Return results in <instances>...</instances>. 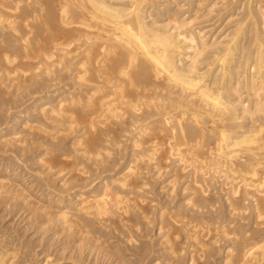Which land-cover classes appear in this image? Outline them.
<instances>
[{"label":"bare ground","instance_id":"6f19581e","mask_svg":"<svg viewBox=\"0 0 264 264\" xmlns=\"http://www.w3.org/2000/svg\"><path fill=\"white\" fill-rule=\"evenodd\" d=\"M212 16L217 18L215 19L216 22L210 25H206L209 23L204 24L203 21L208 20L207 18L212 17ZM213 17L210 18L209 19L210 21L208 20V22L211 23V19L212 20L214 19ZM201 23H203V26L201 25ZM28 71H30V73H33V74H30L28 76L27 75V73H29ZM57 73H59V76L61 75V73H64L63 79H67V81L63 82L64 80L62 79V81L60 80L61 83H55L53 80L56 79L55 75ZM40 76L43 77L42 80H44L45 78L50 80V78L54 77L51 79L52 83L58 84L56 85L53 91L54 93L52 92V94H47V95L39 94V96H36V98L34 97L33 102H31L32 109H33L32 112H35L36 116L39 115L38 118L43 119L41 121L43 123V127H41V130L39 132L40 135L38 134V131L40 128L39 125H38L39 128H37L38 130H35V126H34L35 124H38L36 123L37 120H35L36 122L35 124L33 123L34 124L33 125L32 121L30 120V114L26 113L25 111L23 112L24 109L23 110L21 109L22 111L19 110L20 113L16 114L13 119L10 118L11 113L7 114L5 112V115L6 114L7 116L9 115L8 116L9 120L11 119L12 121L8 122L5 128L0 129V144H2V146L5 145V147H8L9 145L10 147V143H11L13 144L11 145V147L13 148L10 147V149H12L11 152L9 151L10 150L9 148H8L9 150L8 149L4 150V153L5 151H7V153L8 151L9 153H12V151L14 150V143H18L17 145L20 148L22 147L21 150L28 151L27 149L28 147H26L27 145H25V140L22 137L23 136L22 133L24 130L25 132L26 130H28L27 132H30L31 131L30 129L34 127L32 131H34L40 137L42 133L41 131L48 133V130L52 132L51 129L53 128V130L56 129L55 131L57 132L62 131L63 134H65L66 132V135L68 137L70 134L73 135V137L70 136V138H73V140H71L72 144L70 145L71 142L68 143L70 146H73L72 148L73 150H71L73 152V156L72 154L71 156L67 154L69 158L73 157L72 162L75 161V158L77 159V158L83 157V161L78 163V165L79 166L82 165L83 168L86 167V162H88L89 160H92V162H95V163H92L90 161L91 164H94L95 166L98 164L102 166L104 164L105 167L108 168L107 166L109 164H107L106 166V163L108 162L104 161L103 158L106 160L108 159L110 161V158L114 157V155H112L113 153H112L111 146L115 147L118 150L120 149V146L122 144L124 145L126 144L123 140V142L121 141L122 144L120 145V139L119 141L114 139V136L112 135L114 131L113 129H115L117 125H120L121 127L118 126L117 128L119 127L124 128V130L126 131L124 133L125 134L128 133L129 136L131 135L130 138L129 136L128 138L130 140L129 143L131 142V146H132L129 149L132 148L131 149L132 152L131 154H129L130 155L129 158L127 156L128 161L126 162L125 165H122V168L118 172L117 176L113 177V179L110 181L104 180L102 182V186L101 184H99L101 188L96 189V190L95 189L91 191L83 190L84 180H82L81 182L83 185L82 190H81V184H80L79 190L74 189L75 191L65 193V190L63 188H65V186L68 185L70 178L74 177V174L70 176L69 175L70 172L67 173L70 176L68 178L67 177L68 175H66V178L69 181L66 178H64L65 177L64 174L66 173V171H70V170L72 171L71 168H74V166L76 165H74L75 162L74 163L71 162L70 160L71 158L70 159L67 158V160H70L72 164L68 162L69 164H71V165H68L66 163L67 155L65 156L66 162L63 159L58 160L60 158L56 157V159L58 158L57 160L59 161V163L60 161H62V163L65 162L64 164H66V167H63V168H67L68 166H71V167L70 168L68 167L67 170L64 169L65 171L62 168L61 170L59 169V171L56 172L59 175L63 174L64 177L60 178L63 175L59 177L60 178L59 180L62 185V189L60 187L61 189L60 190L58 187L57 189V191H59L57 192L58 197H56L57 196L56 195L55 196L56 198L51 199L53 203L55 201V203H57L58 206H60L59 210H57V208L56 210L53 209L55 207L51 209V211L54 213H51L50 210L48 209L49 207L47 208L44 205V203H42L43 205H40L41 202L39 200L38 201L40 202V204L36 202L37 199L35 200V202L32 201L35 198H32V200L30 199L31 196L33 197V195L32 193L30 194L27 192L29 190L31 191L29 186L34 185L35 182H33V184L29 183L30 185L28 184L29 186H28V191H27L26 182H25L26 184H24V182L21 181L25 185V186H22L23 184L19 182H14V179H13L14 177L12 178L13 175L20 176L19 171H21V168L24 167L23 165H25L26 167L28 166L30 170L29 165H32L34 161L29 162L31 164L28 165L27 158L29 157L26 158L28 153L26 151L24 153H27V154H22L23 152L19 153L21 156L26 155L24 159L25 160L27 159L26 161L27 163L25 162L24 159H22L23 156L21 157L19 156V154H16L18 151L16 153L14 151L12 155L11 154L7 155L6 153H5L6 154L5 156L0 155L1 157H3L2 160L0 161L1 163L3 162V164L0 163V195L9 199L6 201L13 203L12 200H14L15 203L17 202L21 207L32 210L33 214H36L34 212H40L42 214V218L44 216V218H46L48 222L49 220H51L56 224V227L59 233H63L65 237L69 236V238H71L70 236H73L75 238V241H74L75 243L73 244H76L79 248L83 250L84 249L86 250V248H89L90 250L95 249V252H96V249L102 250V248L103 249L105 248L103 246H106L108 243L106 244V241H102V237H103L102 230L103 229L106 230L109 228L108 223L112 220L113 216H116V214H118V212L121 213L123 218L125 217L127 210H129V207L128 208L126 207V210H123L126 204L124 205V207L120 206V204L123 205V203L127 202L126 199H128L127 197H129V194L128 196H126L127 194L125 195L126 196V199H124L125 202H123L124 200H123L122 194L126 193L125 190L128 188L129 185L130 186L131 184L133 185V183H131L132 182L131 180L135 178L137 175L140 176V173H142L140 169L141 170L147 169L145 167L146 164H147L146 166L150 164L152 165V167L154 166V169H157L156 170L157 172L155 170H152L155 172V175L157 174L156 176L152 177V181L154 180L153 182L154 184H152L151 182L148 183V185L151 183L152 186L157 188L156 185H159L157 183L163 181V178L164 180L166 179V177H163L162 179L160 178L161 181L158 179L159 181L158 182L156 181V185H155L154 177L159 178L161 177V175L164 176V173H165L164 170H166V167L165 168L162 167V163L164 161L168 163L169 161L170 163L174 162L175 165L174 164L173 165L174 167L176 166V168H171L169 167V164L166 163L168 164L166 165L168 166L167 167L168 169L170 168L173 169L172 173L170 172L171 175L169 176V178H167L170 180L167 181L166 179V182H167L166 184L167 185L172 184V187L169 185L170 186L169 188L174 189V187L177 186L178 181L181 182L180 179L182 178L184 179L186 177L185 179L187 180L182 179L184 182V185H183V189L181 188L183 191V192L181 191V193L183 194L181 195V193H179V195L181 196H183L184 194L187 195V193L189 192L188 195L185 197L186 199L185 198L183 199V201L186 200L187 204L186 203H183V204H186L185 206L187 205L193 206L191 207V209H194V207L199 208L197 210L195 209V212L194 210L193 212L191 211L192 214L196 213V211L197 212L199 210L201 211V209L205 206L207 207V208L205 207V209L209 210L210 213L212 212V208L210 210V207L213 204L212 197L215 196L216 194L214 192L215 189H213V186L216 187L215 182L219 183L221 181L220 183L222 185L219 183L222 187L221 190L224 189L226 190L225 193H227V196L224 194V197H225L224 199L225 200L227 199V201L229 202V207L227 205H226L227 207L224 205L226 208L231 207V211H233L234 213L236 210L240 208L247 209V206L245 207L242 205V201H244L242 199V195L246 199H249V197L251 196L252 198H254L253 200H251V204H253V208L255 212L254 214L256 216L253 214V212L249 208L248 210L252 213V217L254 215L253 218L256 217L255 220L263 217L262 215L264 213L263 211L264 210V0H0V86L4 88L6 92H9L10 90H14V93L15 92L18 93L20 90H22V88L27 89V86H29L28 83L31 85L30 87H33L32 84L34 83L35 85L39 83L38 81L37 83L36 82L32 83L33 81L32 79L37 78V80H39L38 78ZM56 77L58 76L56 75ZM60 77L62 78V75ZM45 81L43 82V84L46 83ZM51 81L47 82L48 85H49V82ZM43 84H42V88H45L47 84H45L44 87H43ZM54 84H51L50 87L46 86L48 87L49 91L53 90V89L51 90V87ZM37 86L38 85H36V87ZM39 90H40V87H39ZM43 91L45 92V90ZM19 94H22V93H18V95ZM30 94L31 93L26 94V95H29L30 97V98L28 97V101L30 99L31 100L33 99L31 98ZM17 97L14 100V102L17 100ZM11 98H14V95ZM19 101L18 103H20ZM22 102H21V105H25L28 103L26 102L25 104L24 103L22 104ZM1 103L0 104L2 106L0 105V107H1V110L3 111L5 107L3 109L2 107L3 105L6 106V104H3V101ZM12 103L10 102L9 104H12ZM28 105L31 106V104H28ZM30 106H27V107H30ZM14 107L12 109H14ZM18 107L19 106H16V108ZM8 109L6 110L5 108L7 112H9ZM25 110L27 109L25 108ZM2 115H0V118ZM5 118H3L4 121L7 120V118L6 119ZM1 124L3 123H0V127L2 126ZM17 125H20V128L22 127L21 129L24 128V130L22 132L19 131L21 129H18L19 126L17 128L16 127ZM32 131H31V134L33 135L34 132ZM118 131L120 133V131L122 132L123 129L121 130L118 129ZM118 131H117V134H118ZM44 132L42 133V135L44 134ZM52 133H50L52 136H49V137L50 139L52 137L54 140L55 138H57L59 133L57 134V136H55V134L53 135ZM114 133H116V131ZM124 133L120 137L125 136ZM36 134L34 135L36 136ZM60 134L63 135L62 133ZM38 135L36 136V139L39 138ZM45 135L46 134H44L43 136ZM26 136H24V138ZM67 136H65L64 139H66ZM40 138L39 140L37 139L38 141H40L39 145L42 143ZM25 139L27 140V138ZM42 139L44 140L45 138L43 137ZM60 139H62V136ZM30 140H31L30 144L33 146L34 151L35 152L38 151L39 149L38 150L35 149L36 145H37L36 148H39L38 141L35 140V144H34L35 146H34L33 145L34 141L32 142V140H34V137L33 138L30 137ZM53 140H50L48 142L51 145L53 143L56 145L59 144L57 143L56 140H55L56 143ZM51 141H53V143ZM63 141H66V140L62 139V142ZM21 143H24L23 146L25 145L24 148L26 149H24L22 145H19ZM43 143H45V140ZM43 143H42V146H43ZM31 145H30V148H32ZM51 145L49 147L53 148L54 146L52 147ZM44 146H46V143L44 144ZM44 146H43V150L41 151V153H39L38 158L35 161L36 164L37 162L38 164L40 163L39 165L41 166L39 165L37 166L42 168V169L40 168L37 171V174L39 176H42L43 174L45 175L47 172L45 171L46 169L47 170L49 169L48 170L49 172L52 170L50 168L52 167L54 168L53 164L50 163L51 164L50 165L49 163H46L48 161L47 159H45L48 157L47 155L51 151V148L49 149L48 146L47 147H44ZM5 147L3 146L1 148L4 149ZM15 147H17L16 144H15ZM62 147L63 146L61 144L59 148L61 149ZM20 148H17V149L19 150ZM55 148H58V147H55ZM121 150L122 148L120 149V151L119 150L118 151L121 152ZM31 151L33 152V150ZM63 151L64 152H61L62 154L60 153L59 155L55 149L54 150L55 156L58 154L60 157L61 155L64 156L63 153H68V151L65 152L66 150H63ZM119 152H117V154ZM50 154H52V152ZM117 154L116 156H118ZM126 155H127V152H126ZM55 156H52V158L54 159ZM116 156L114 157V159L118 158L121 155H119L118 157ZM49 157H48V160L50 161ZM122 157H124V154ZM11 160L13 161L12 163H11ZM55 160L54 162L57 161ZM115 161L113 162L114 164H115ZM20 162L22 163L20 164ZM119 162H116V163H119ZM56 163H54V165H57ZM60 165L62 164L60 163ZM78 165L76 167L77 169L75 168L76 170L73 169L77 171L76 175L80 173V171L78 172V168H79ZM150 165L148 167H150ZM171 165L172 164H170V166ZM57 167L61 168V166L59 165ZM105 167H102V169ZM143 167H145V169ZM161 168H163V171H162L164 172L163 174H161L162 173L160 171ZM31 169H32V166H31ZM54 169L56 171L57 168H54ZM113 169H115V167H113ZM118 169L116 168V170ZM150 169L149 170L147 169L149 173L151 171ZM55 171L53 172L55 173ZM167 171L169 172L171 170H167ZM167 171L166 173H168ZM103 172L105 173L107 171H103ZM111 172H113V170ZM148 172L146 173L148 174ZM52 173L50 174L49 172V175H53ZM72 173H74V171ZM81 173L83 174L85 172L83 171ZM81 173L80 175H82ZM29 175H31V173ZM59 175H57V178ZM87 175L88 173L87 174L85 173V175L83 174V177L85 179V176H86L88 180ZM95 175H93L95 179L93 178L92 183H94L96 179H97L96 181L100 180V179L98 180L99 177L96 178V176H99V175H96V176ZM149 175L150 174H148V176ZM31 176H34V174ZM36 176L33 177V180L34 178L37 180ZM22 177L23 176H21V178ZM54 177L55 178H53V180H55L58 183L57 181L58 179L56 180V176ZM78 178L82 179V177L80 178V176L77 177V179ZM208 178L210 179L209 182H208ZM49 179H51L52 181V178H49ZM49 179L48 177L47 179L45 177V180L49 181ZM108 179H111V178H108ZM137 179L140 180V178H137ZM38 180H39V183L42 184L40 182L41 179H38ZM89 180H91V178H89ZM142 181L140 180L137 182L141 184ZM211 181H214V182L212 183ZM191 182L193 183V185L191 184ZM46 183H47L46 190L48 189L50 190V191L48 190L49 193L47 194V199H48L50 194L56 191V187H53V185H51V182L48 183L46 181ZM73 183L76 184L77 180L76 182L73 181ZM73 183H70L69 185L71 186ZM89 183L85 185V187L88 185H91V182ZM162 184L165 185V183H162ZM210 184L211 185L213 184V186H211ZM142 185H145L143 186L144 188H146L147 186L145 182L144 184L142 183L140 187H142ZM180 185L182 184H179L178 186L180 187ZM79 186L77 185L76 187L79 188ZM149 186H147V188H149ZM209 186L214 190L212 192H214L215 194H212V192H210ZM34 187L32 189H34ZM131 187L134 189L135 187H137V185L131 186ZM140 187H137V190H135V193L132 191L131 194L133 195L134 193L135 195H137L138 193H140L139 192ZM66 188H69V187H66ZM129 188L128 190H126L128 193H130L131 190H133L131 189L129 192ZM160 188H159L158 193L160 191L162 193H165L163 191H165L166 189L160 190ZM71 189L73 190V188ZM121 189L123 190L125 189L123 193H120L122 192ZM178 189L173 190V194H171V196L173 195L174 197L177 194L176 192H179V191H176ZM190 189L192 191H188ZM36 190L38 189H35V191ZM149 190H152V192H156V191H153L155 190L153 189V187L152 189H149ZM207 190H209V192L213 195L212 197L210 194H208ZM142 191H144V194H145V195L143 194L144 196L148 195V192H146L147 194L145 193V191H147L146 189L145 190L143 189ZM170 191L171 190H169L168 192V190H166V193H170ZM174 191L176 193L175 195H174ZM185 191L187 192L185 193ZM152 192L149 191V193H152ZM206 192L211 198L206 195ZM216 192H217V189H216ZM41 193H44L41 195L46 194L45 190L44 192L42 191ZM166 193L164 195L165 197H162L161 194H159V196L164 199L168 196L167 198L169 200H172L170 199L171 197L170 194H167L166 196ZM218 193H220L219 190H218ZM135 195L133 196V198H129L128 200L131 201L132 199V201L134 202L135 198L137 197V196L135 197ZM156 195H155V198H156ZM179 195L176 197L179 198ZM222 195L223 194H221L220 196ZM149 196H146V199L144 197L142 201L148 200L147 198H149ZM220 196L218 195L217 198L213 197V199L216 200ZM44 197L43 199H45ZM152 197H153V194H152ZM2 198L0 200H2ZM5 198L3 199L5 200ZM41 198L40 200H42ZM140 198L142 199V197H139V199ZM168 199H166L167 203H168L167 201ZM137 200L138 198H136V201ZM155 200H151L150 198V201L154 202ZM159 200L160 199H158V201ZM215 200L214 202L216 203L217 200L216 201ZM220 200H222L221 197H220ZM49 201L50 200H48V202ZM181 201L182 200H180V202ZM133 202H130L129 204H132ZM146 202L148 203L149 201H146ZM161 202L159 204H161ZM173 202H176L175 199L171 202L169 201L170 205ZM228 202L226 203L228 204ZM152 203L151 204L149 203V204L152 205ZM169 203L168 205H166V203L165 204L163 203V204L169 207ZM6 204L7 203H5V205ZM8 204H7V207L10 205ZM136 204L137 203H135V205ZM181 204L182 203H178L177 205L180 206ZM142 205L143 204H141V206ZM153 205L156 206V204L154 203ZM173 205L174 203L172 204V206ZM182 206L180 208H177L176 206H174V208H172L169 211L171 213L170 216L174 215L171 211L174 212L173 209H175L176 215L174 216L176 217L178 216L179 218L184 217L182 216L184 214L183 211L184 212L186 211L187 213L188 210L190 209L185 208L186 210L182 209L183 210L182 211L181 210ZM217 206L218 205L216 204V207L215 206L214 207L217 209ZM220 206L223 207V205H220ZM12 207L14 206H11V208ZM21 207L20 208L18 207V208L22 209ZM146 207L145 208L143 207V208L145 210L149 208V207L147 208ZM151 207L153 209L155 208L154 206H151ZM157 207L160 210V207L159 206ZM175 207L177 208V210L180 209L182 211V214L180 213V211L177 212ZM188 207L189 206H187V208ZM15 208H17V205ZM133 208L131 209L133 210ZM140 208L141 207L139 206V209ZM143 208H141L143 210L142 212L149 214L150 208L146 211H144ZM153 209L151 210L153 211ZM164 209H167V208H164ZM164 209L162 208L161 212L158 211L160 215L157 213V215L155 216V217L159 216L160 220L156 218L157 220L160 221V222L157 221L158 223H160V224H157L158 234H162V238H163L162 241L159 243V246L161 244L162 246L161 249L164 251L163 253L165 254L166 252L169 255V258H171L170 260L174 259L175 261L176 259L178 260V254L174 250L175 249L177 250V248L180 250L179 248L180 245L177 244L179 245L178 247L176 245L177 248H175V246L174 248H172L173 247L172 244L176 242V240L171 241V239H174L176 235L174 236V238H171L169 237V235L170 236L172 235L170 230H164V227L166 225L165 226L162 225L163 219L164 220L167 219V218H164L165 211H166V210L164 211ZM30 210L29 212H31ZM53 210H55L56 212ZM228 210L230 211V209ZM200 211L199 213H201ZM205 211H203V214H205L204 213ZM229 211H226V212H229ZM132 212L128 213V216H130L129 214L132 215ZM135 212L136 213L139 212L138 209L136 211L134 210L133 215L135 214ZM233 212H229V213L232 214ZM245 212H247V210H245ZM248 212L246 215L247 219L251 218L250 216L248 217V214H249ZM124 213L125 215H123ZM144 213L141 216L139 215L140 217H142V218H139V221L140 219L141 220L143 219L144 222L143 221L141 222L151 223L152 219L155 218L153 215L154 211L153 213L151 212V214H149L153 216L152 219H150V216L148 217V215ZM199 213L198 215L194 214V216L191 213L190 214L188 213V214L190 215V217L192 216L194 218L195 216H199L200 215ZM138 214H140V212ZM215 214H218V213L215 212L214 215ZM230 214H228V216H230ZM235 214L240 215L238 214V212ZM235 214L234 215L232 214V215L235 217ZM241 214L244 215V213H241ZM30 215H28L29 218H30ZM207 215L208 213H206V216ZM220 215L218 216L221 217ZM33 216L31 218L36 217L35 219H37V216H34V217ZM137 216L138 215L136 214L135 216H132L131 219ZM186 217L188 218L189 216L185 215L184 219ZM219 217L215 216V219ZM126 218H127L126 220H128L129 217L126 216ZM191 218L190 219L188 218V219L191 221L192 220ZM224 218L226 219L225 221L227 222L228 221L227 217H223V222H224ZM108 219L110 221H107ZM117 219L119 220V217H117ZM172 219L174 220L176 218L174 217ZM201 219H203L202 215H201V218H199L200 220L199 223L201 222ZM215 219H213V221ZM228 219L230 220L229 217ZM238 219H240V216H238ZM113 220L116 221L115 219ZM122 220H123V224L126 223L124 222L125 218ZM196 220H198V218ZM167 221L165 220V222ZM169 221L171 222V219ZM203 221L205 222V220ZM206 221H208L207 223H210L212 221V217H211V220L208 218V220ZM242 221H244V219ZM246 221L245 223L248 222ZM39 222L40 221H38V223ZM129 222L131 223V221ZM184 222H185L184 225L187 224L188 229H189L190 224L188 225L186 221H183L182 223ZM195 222L198 223V221H195ZM229 222L230 221H228V224H229L228 227H230L231 223H234L232 221L231 223ZM256 222L257 220L253 222L254 225L261 224L262 222L264 223V221L260 223L259 222L256 223ZM41 223H43L44 225V222L41 221ZM112 223L110 224L112 225ZM127 223L126 225L129 226V229H130V223L129 225ZM172 223L174 222H171V224ZM178 223H177L178 226L174 225L175 223L173 224L175 227L171 226L170 224L171 228L174 227L176 229L175 232H178V228L181 227V225ZM217 223L219 227L220 225L219 223H221V221L220 222L218 221ZM241 223L239 220V223H237V225L238 224L240 225ZM245 223L244 224L242 223L243 226H245ZM263 223H262V227H264ZM138 224H141V223L139 222L137 223V225L136 224L134 225L138 226ZM201 224L200 225L197 224V228H199V226L204 227L206 225V224L204 225H201ZM242 224L241 226L238 225L239 228L242 227ZM252 224H250L249 222V226H251ZM118 225L120 224L118 223L117 226ZM167 225L169 226V223ZM208 225H211V226L206 225L208 228L212 227V223ZM221 225H224V224H221ZM141 226L142 225H140V227ZM146 226L148 228L149 225L146 224ZM176 226L178 228H176ZM187 226L185 228H187ZM206 226L204 227L205 229L207 228ZM215 226L213 228L217 229L218 227L216 228ZM231 226L236 227V225H231ZM39 227L41 228L42 226H39ZM119 227H122V225ZM133 227L134 226H132L131 228ZM144 227H142L141 230H143ZM235 227L232 228L233 232L232 230L228 231L227 227H226L227 231H225L226 228L225 230L223 228L224 233H221V235L224 234V236L222 235V237H224V240L226 238L231 241L232 235L230 237V234L231 232L235 234L234 232ZM262 227H257V228H259V230L261 228L262 230L263 229ZM182 228H183V224H182L180 231L182 230L184 232L183 230L184 228L183 229ZM220 228L222 230V227ZM239 228H238V231H239ZM246 228L247 227H245V229ZM120 229L122 230V228ZM201 229H198L197 231H195V229L193 228L192 230L190 229L191 230L190 234L189 233L187 234V232L186 234L189 235L190 239L193 240L192 242H196L199 244L200 240L201 242L203 240L201 239L202 237L198 238V235L200 232L199 230ZM215 229L211 231L216 232L217 230ZM245 229L242 228V230H245ZM250 229L253 230L254 232V229H252V227ZM3 230L5 229L3 228ZM136 230L138 229L135 228V232H137L138 234L140 229L138 231ZM145 230H146V227H145ZM145 230L143 231L145 232ZM172 230L173 228L171 229V231ZM204 230L201 232L206 234ZM106 231L108 232V230ZM128 231L129 230L127 228V232ZM211 231L208 230L207 232L209 233H207L206 235L212 233ZM235 231H236V234H238L237 230ZM249 231L247 232L249 233ZM6 232H9V231H6ZM111 232H113V230ZM240 232L242 231H239V233ZM259 232H258V235H259ZM118 233H121V231ZM202 233L200 236L203 235ZM250 233L252 234V231ZM0 234H2L1 236L5 235V233L3 234V232ZM10 234L8 233L9 238H10ZM107 234H106L107 236L106 238L108 239L109 236ZM126 234L125 236H127ZM134 234L136 235V233ZM186 234H184V236ZM255 234L253 235L257 236L256 228H255ZM146 235H149V233ZM146 235L145 236L143 235L144 238L147 237ZM187 235L185 236V238L187 237ZM217 235H219L218 232H217ZM241 235H238V236L242 237ZM244 235L242 237L243 239L239 241L240 246L237 240L240 238L237 237V235H236V239L234 235L233 241L235 242L236 240V244L238 243L237 244L238 246L234 245L235 243L233 241H232L233 245L230 244V245L224 246V250H223L224 254L222 255V253L221 254L219 253L221 256L219 259H222L221 264H264V235H262L261 233L259 237L257 236L258 238H253L252 237L253 235H251L252 238L249 237L250 235H245V236ZM158 236L159 235H156L155 237H158ZM179 236H176L177 242H178ZM207 237L209 238L211 236L208 235ZM140 238H143V237L140 236L139 239ZM205 238H204V241H205L204 244L206 243V246H204L203 249L207 247V244L209 243L208 241L210 239L212 240L213 237L210 238L209 240H206ZM125 239L127 240V238ZM10 240L13 241L14 237H11ZM10 240L8 241L11 242ZM19 240H18V243H19ZM71 240L73 242V239ZM104 240H105V237H104ZM130 240L129 242L131 243L132 240L131 241ZM182 240L183 239H180V241ZM211 240H210V243L212 242ZM218 240H217V243H218ZM189 241H190V244H192L191 240H187L188 243ZM13 242L12 244L14 245V243H16L17 241L14 243ZM58 242H60V240ZM143 242L141 244H143ZM215 242L216 240L213 243ZM220 242L222 243L223 241H220ZM6 243L3 242L2 238L0 239V264H21L23 261L19 262L18 260L20 258L27 259L26 263L24 264H29L30 262L32 263L33 259L31 261L30 258H27V256L25 258L23 257L24 255H29L30 253L32 254L33 252L30 251L29 254L28 252L27 254H22L23 256L21 257L19 256L18 257L19 259L17 260L16 259L17 250L15 251V249L10 248L11 243L10 244L8 243L9 244V245L7 244L8 246L6 245ZM217 243H215L216 246H217ZM67 244L69 245L68 242ZM125 244L124 246H126ZM202 244L203 243H200L201 246ZM27 245H30V244H27ZM134 245L135 244H133L131 247L133 248ZM223 245L224 244L222 243V246ZM17 246L21 247L22 245H15L14 248H16ZM154 246L155 245H153L152 247L154 248ZM156 246H158V244ZM185 246L188 247L187 245ZM201 246L200 248L202 249ZM222 246L220 247L223 248ZM193 247H196V245ZM116 248H119V247H116ZM137 248H138V245H137ZM137 248H134V249H137ZM181 248H184V247H181ZM89 249H87V251ZM145 249L147 250V247ZM108 250H111V249L108 248ZM108 250H106V252ZM187 250L190 251V249H187ZM200 250L199 251L196 250L193 253L189 252V253H192L191 256H189L190 255L189 253H186L187 255L189 254L188 256L190 258H187V259H190V261L192 262V263L190 262L191 264L196 263L194 262V260L196 261L197 257H195L194 259V253L196 254L197 251L200 252ZM207 250H209V248ZM21 251L22 253H24L23 251H25V249L24 250L21 249ZM59 251H60L59 254H61V250ZM124 251L126 250L124 249ZM147 251H149V249ZM150 251L152 250L150 249ZM212 251L213 250H211V252ZM116 252H118L120 255L122 251L121 249H119ZM140 252L143 254V252L145 251L143 252L140 251ZM140 252L137 251V253H140ZM160 252L161 250H159L157 254L155 253L156 256H159ZM204 252L205 251L200 252L202 253L201 256L203 257L205 255ZM211 252L209 253L211 254ZM214 252L211 255L208 254L209 259H210V256L214 254ZM137 253H135V255ZM175 253L177 254V256ZM90 254L92 255V253ZM95 254H100V251L99 253L97 252ZM114 254L115 252L113 253V255ZM215 254L217 255V252ZM32 255H33L32 257H34L37 254L33 253ZM62 255L64 257L63 253ZM181 255L179 256L181 257ZM129 256L130 255H128L124 259V261H126L127 258H129ZM138 256H140L139 258H141V254ZM201 256L200 257L198 256L199 259L201 258ZM218 256L219 255L215 257H218ZM167 257L168 256H166V258ZM180 257H179V260H180ZM185 257L186 256L184 255V258ZM78 258H82V257L79 256ZM169 258H168V262H170ZM50 259L51 258H47V259L45 258L44 260L45 262L42 264H50L52 261ZM68 259L69 258H67V261ZM151 259L152 258H150L149 260ZM209 259H206V260H209ZM72 260L73 262L74 261L76 262V260L79 261V259L77 258L76 260L75 258ZM202 260L205 261L204 258L201 259L202 263L204 262ZM138 261L139 260H137V262ZM143 261H145V259ZM174 261H171L170 264H176ZM130 262L128 261V264ZM182 262H179V263L182 264ZM57 263L66 264V263H62L59 261ZM123 263L124 262L122 261V264ZM138 263L140 264V262ZM146 264H148V262ZM157 264H159V262Z\"/></svg>","mask_w":264,"mask_h":264},{"label":"rangeland","instance_id":"374dc122","mask_svg":"<svg viewBox=\"0 0 264 264\" xmlns=\"http://www.w3.org/2000/svg\"><path fill=\"white\" fill-rule=\"evenodd\" d=\"M212 17H213V16H212ZM212 17H208L207 19L209 20V19L212 18ZM213 18H214L213 20L211 19V23L208 22V20H204V21H203L204 24L209 23V24H206V25H210V24H213L214 22H216L215 19H217V18H215V17H213ZM205 19H206V18H205ZM202 20H203V19H202ZM202 20H201V22H202ZM209 21H210V20H209ZM212 21H213V22H212ZM201 25L203 26V23H201ZM28 72H29V73H27L28 76H29L30 74H33V73H30V71H28ZM56 75H57L58 77H56ZM56 75H55V78H56L57 81H59V82H57L56 79L53 80V81H54L55 83H61V81H62V79H63V76H64V73H61L62 78L60 77L61 75L59 76V73H57ZM52 78H54V77H52ZM52 78H50V80L45 78L46 81H45V79L42 80L43 77H41V76L38 78L39 80H37V78L32 79V80H33L32 83H34V82L37 83V81L39 82V83L36 84V85H38V86L36 87L35 83H34V84L31 83V84L33 85V87H30L31 85L28 83L29 86H27V89H26V88H22V90H20V91L18 92V93H22V94H19V95H18L17 92L14 93V90H10V91H9L10 93H9V92H6V91L4 90V88H2V87L0 86V98H1V97L3 98V99H2V98L0 99V100H1L0 103L3 101V104H6V106L9 107V109H8V107H6V106H4V105H3V107H2V109H3L4 107L6 108V110L8 109L9 112H7V111L5 110V108H4L5 111L3 110V111H4V112H3V111L1 110V107H0V115L3 114V115L1 116V118H2V119L5 118V117L7 118V120H5L6 122L4 121V119H3V121H2V119L0 118V119H1L0 123H3V124H4V125L1 124L2 126L0 127V129H1V128H5V127H6V124H7L8 122L12 121L11 119H13V118L15 117L16 114H19L20 111H22V110L24 109L23 112L25 111L26 113H29V114H30V120L32 121V124H33V123L35 124V122H36L35 120H37L36 123H38V124H35V125L33 124V125L35 126V130H38L37 128L40 127V128H39V131H38V134L40 135L39 132H40V130H41V127H43V123H42L41 121H42L43 119H42V118H38L39 115L36 116V115H35V112H32L33 109H32V103H31V102H33L34 97L36 98V96H39V94H40V95L52 94V92L54 91L56 85H58V84H54V83H52V81H51ZM58 78H59V79H58ZM40 79H41V81H40ZM34 80H35V81H34ZM47 80H48V81H51V82H49V85H48V83H47V82H48ZM60 80H61V81H60ZM63 80H64L63 82L67 81V79H63ZM44 81H45L46 83L43 84ZM41 83L43 84V87H44L45 84H47L46 86H49V87L51 86V84H54V85H52V87H51V90H52V89H53V90H52V91H49L48 87H46V86H45L46 89H45V88H42V84H41ZM39 84H41V85H39ZM3 86H4V85H3ZM34 87H36V88H38V89H36V88H34ZM39 87H40V90H39ZM31 88H32V89H31ZM12 89H13V88H12ZM23 89H24V90H23ZM36 90H37L38 92H37ZM43 90H45V92H44ZM11 91H13V92H11ZM22 91H24V92H22ZM25 91H26V92H25ZM35 91H36V92H35ZM41 91H43V92H41ZM48 91H49L50 93H49ZM5 92H6V93H5ZM39 92H40V93H39ZM8 93H9V95H8ZM11 93L14 95V98H11V97H13V95H12ZM16 93H17V94H16ZM29 93H31L30 96H31V98H33V99H32V100L30 99V100L28 101V97H29V95H26V94H29ZM53 93H54V92H53ZM23 94H24V95H23ZM6 95H7V96H6ZM17 95H18L19 98L17 97ZM26 96H27V97H26ZM5 97H7L8 99L5 98ZM16 97H17V100L14 102V100L16 99ZM29 98H30V97H29ZM11 99H12V100H11ZM20 99H21L23 102H22ZM4 100H5V101H4ZM19 100H20V101H19ZM25 100H26V101H25ZM7 101H9V102H7ZM12 101H13V103H15V104H13ZM18 101H19L20 103H18ZM4 102H5V103H4ZM10 102H11L12 104H9ZM16 102H17L18 105L16 104ZM21 102H22V104H23V103L25 104L26 102H28V103L25 104V105H26V107H25V105H21ZM1 104H2V103H1ZM1 104H0V105H1ZM28 104H31V106L28 105ZM11 105H12V107H11ZM1 106H2V105H1ZM14 106H15V107H14ZM16 106H19V107H18L19 109L16 108ZM21 106H22V107L24 106V107L22 108ZM27 106H30V107H27ZM13 107H14V109H12ZM15 108H16V109H15ZM25 108H26L27 110H25ZM29 108H30L31 110H30ZM21 109H22V110H21ZM19 110H20V111H19ZM28 110H29L30 112H29ZM1 112H2V114H1ZM5 112H6L7 114L11 113V115H10V116H11V117H10L11 119H10V120H9V117H8L9 115H8V116H7V114L5 115ZM33 113H34V114H33ZM31 114H33V115H31ZM12 115H13V116H12ZM34 115H35L36 117H35ZM31 117H32V118H31ZM33 117H34V118H33ZM6 118H5V119H6ZM38 121H39L40 123H39ZM33 125H32V126H33ZM38 125H39V127H38ZM18 126H19V128H18ZM118 126H120V125H117V127H118ZM16 127H17L18 129H21V128H22V127L20 128V125H17ZM115 127H116V126H115ZM117 127L115 128L116 130L113 129L114 131H113V134H112V135L114 136V139L117 140V141H119V139H120V145L122 144L123 140H124V142H125L126 144H125V145L122 144V145H121L122 147L120 146V149L122 148V150H123V151L121 150L122 153L119 152L120 149H118V150H119V151H118L115 147L111 146V147H112V153H113L112 155H114V157H115L116 154H117V152H119L120 154L118 153L117 155H118V156L121 155V156H119V157L116 156V157H118V158H115V159H114V157H111V158H110V161L113 160L112 162H110L108 159H107V160H108V161H107L106 159L103 158L104 161L108 162V163H106V162H104V163H106V166H107V164H109V165L107 166L109 169L106 168L104 164H103L102 166H101L100 164H98V165H96V166H95L94 164H91L92 160H89L88 162H86V167L83 168L82 165H80V166L78 165L79 162L83 161V157H81V158H77V159L74 157V158H75V161L72 162L73 157H70V158H71V159H70V158L68 157V155L71 156V154H72V156H73V152L71 151V150H73V149H72L73 146H70V145L72 144V141H71V140H73V138H70V136L73 137V135L70 134L69 137H68V136L66 135V132H65V134H63L62 131H58V132H57V131H55L56 129L53 130V128L51 129L52 132L55 131V132H53V133H52L50 130H48V133H47V132H44V131H41L42 133L44 132V134H46L45 136H43L44 134L42 135V133H41V136H40L41 138L39 137L38 134H36L34 131H32V130L34 129V127L30 129L32 132H34L33 135L31 134V131H30V130H29L30 132H27L28 130H26V132H25L24 128L21 129V130H19V131H21V132L24 130L23 133H22V134H23L22 137H23V139L25 140V145H27L26 147H28V148H27L28 151H26V150H25V151H26L29 155H28L27 153H24V152H25L24 150H21L22 147L20 148V147L17 145L18 143H14V150L12 151V153H9V151L11 152L12 149H10V147H11V145H13V144L10 143V147H9V145H8V147H5V145H3L6 149H5V148H4V149L1 148V147H3V146H2V144H0V148L3 150V151H2V150L0 149V150L2 151V152L0 151V155H1V156H2V155L5 156L6 154H7V155H10V154L12 155V154L14 153V151H15V153L18 151L16 154H19L20 152H21V153L23 152L22 154H27V156H26V155H22V156H23V157H22L20 154H19V156H21L22 159H24L25 156H26V158L29 157V158H27V159H28V165L31 164V163H29V162H31V161L33 162V161H34V162L32 163V165H29V166H30V170H29V167H28V166L26 167L25 165H23L24 167H22V168H21V171H19L20 176H14V175H13L12 178L14 177V178H13V179H14V182H19V183H21V184H23V182H24V184L27 183V184H26V189H27V191H28V186H29L30 184H33V182H35L34 185H32L33 187L35 186L34 189H32L33 187H32L31 185L29 186V188L31 189L32 192H31L30 190L27 192V193H30V194L32 193V195H33V197L31 196L30 199L32 200V198H35L34 200H32V201H34V202H35V200L37 199L36 202H38V204H40V202H41L40 205H43L42 203H44V205H45L47 208L49 207L48 209L50 210V212H51V213H54V212L51 211V209H52L53 207H55V208H53V209L56 210V208H57V210H59L60 206H58V204L55 203V201H54V203H53V201H52L51 199H52V198H56V197H58L57 192H59V191H57V189H58V187H59V189H60V187H61V189H62V185H61V182H60L59 179L62 178V177H64V175H65L64 178H66V175H68L67 173L70 172V173H69L70 176L74 174V177H71L72 179L70 178V181L66 178V179L69 181V182H68V185H69L70 183H73V181L76 182V180H77V183H76V184H77L78 186L81 184V190H82V187H83V185H84L83 190H88V191H91V190H93V189L96 190V189L101 188V186H102V182H103L104 180H108V181H110V180L113 179V177H115V176L118 175V172L121 170L122 165H125L126 162L128 161V158L130 157L129 154H131V152H132L131 149H132V148H131V149H129V148L132 147V146H131V142L129 143V141H130L129 138H130L131 135L129 136L128 133L125 134L124 132H126V131L124 130V128H120L121 126H120L119 128H117ZM50 128H51V127H50ZM50 128H48V129H50ZM42 129H43V128H42ZM118 129H120V130L123 129V131H122V132L120 131V133H119ZM4 131H5V130H4ZM115 131H116V133H114ZM117 131H118V134H117ZM36 132H37V131H36ZM26 133H27V134H26ZM29 133H30V134H29ZM50 133H52L53 135L55 134V136H57V134L59 133L60 136L58 135L59 137L57 136V138L54 137L55 139L53 140L52 137H51V139H50V137H49V136H52ZM60 133H62L63 135H61ZM121 133H122V134H121ZM123 133H124L125 136L120 137V136L123 135ZM24 134H26V135H28V136H26V135H24ZM34 134H36V136L38 135V137L40 138V140H41L42 143H43L44 140H45L46 146H44L45 143H43V146H44V147H47V146H48L49 149L51 148V147H49L51 144H50L48 141H50V140L55 141V140H56L57 143H59V144L56 145V144L53 143V141H51V142L53 143L51 146H52V147L54 146V147L51 148V151H50V152L48 153V155H47L48 157H49L50 155H51V156H50L51 158H52V156H55V152H54L55 149H56V152H57L59 155H60L61 152H64L63 150H66L65 152L68 151V153H63L64 156L61 155V156L59 157V155L57 154V155L54 157V159H53V158L51 159V158L49 157L50 161L48 160V157L45 158V159H47V161H48V162H46V163H49V164L52 163L53 166H54V168H57L56 171H55V169H54L53 167L50 168V169H52V170L54 169L53 171H55V173L58 172L59 169L61 170L63 167H66V164H64V163L66 162L67 158H69V159L71 160V162H72V163L75 162L74 165H76V166H74V168H71L72 171H71L70 169H68V170H70V171H66V173H65L64 175L61 174V175H63V176H61V175H59L58 173L55 174V173L51 170L53 173H52L51 171H49V172H50V174L52 173L53 175H49V172H48L49 169H48V170H47V169L45 170V169L43 168V169H44L45 171H47L48 173L46 172L45 175L43 174L44 177H43V175H42V176H39V175L37 174V171L41 168V167H39V166H41V165H39L40 163L38 164V162H37V164H36L35 161H36V159L38 158L39 153H41V151L43 150V146H42V143L40 144L41 146L39 145V143H40V141H38L39 138H37V139H38V140H37V139H36V136H35ZM47 134H49V135H47ZM116 134H117V135H116ZM119 134H120V135H119ZM29 135H30L31 138L34 137V140H32V142L34 141V142H33V145L35 144V140L38 141V145H39L38 147H39V148H36L37 145H36V146L34 145L36 150L39 149V150L36 151V152L34 151L33 146L30 144L31 140H30ZM64 135L67 136L66 139H64V137H65ZM118 135H119V136H118ZM24 136H26L25 138H27V140L24 138ZM61 136H62V139H63V140H66V141H63V142H62V139H60ZM128 136H129V138H128ZM28 137H29V139H28ZM43 137L45 138L44 140L42 139ZM48 137H49V138H48ZM125 137H126V138H125ZM121 138H122V140H121ZM124 138H125V139H124ZM48 139H50V140H48ZM59 139H60V140H59ZM67 139H68V140H67ZM69 139H70V140H69ZM126 139H127V140H126ZM28 140H29V141H28ZM56 141H55V143H56ZM60 141H61V142H60ZM68 141H69V142H68ZM121 141H122V142H121ZM126 141H127L128 143H127ZM47 142H48V143H47ZM65 142H66V143H65ZM70 142H71V143H70ZM27 143H28L29 145H28ZM36 143H37V142H36ZM68 143H70V145H69ZM15 144H16L17 147H15ZM23 144H24V143H21V144H19V145H22V146H23ZM48 144H50V145H48ZM61 144H62V146H63V147H62L63 150H62V148H61V149L59 148V147L61 146ZM66 144H67V145H66ZM128 144H129V145H128ZM25 145L23 146V148L25 147ZM30 145L32 146V148H30ZM69 146H70V147H69ZM123 146H124V147H123ZM55 147H58L60 150H59L58 148H55ZM8 148H9L10 150H9ZM11 148H13V147H11ZM15 148H16V150H15ZM17 148H20V149L18 150ZM29 148H30V149H29ZM64 148H65V149H64ZM67 148H69V149H67ZM7 149H8L9 151H8V153H7V151H5V153H6V154H5V153H4V150H7ZM24 149H26V148H24ZM52 149H53V151H52ZM127 149H128V150H127ZM31 150H33V152H32ZM57 150H58V151H57ZM61 150H62V151H61ZM69 150H70L72 153H71ZM116 150H117V151H116ZM130 150H131V151H130ZM60 151H61V152H60ZM129 151H130V152H129ZM37 152H38V153H37ZM51 152H52L53 155L50 154ZM53 152H54V153H53ZM123 152H124V153H123ZM126 152H127V155H126ZM33 153H34V154H33ZM114 153H115V154H114ZM31 154H32V155H31ZM61 154H62V153H61ZM67 154H68V155H67ZM123 154H124V157H122ZM66 155H67V156H66ZM112 155H111V156H112ZM1 156H0V161H1L2 158H3V157H1ZM65 156H66V160H65ZM127 156H128V158H127ZM31 157H32V158H31ZM56 157L60 158V159L57 158L58 160H62V159L65 160V162L62 163V161H60V163L62 164V165H60V163H59V161L56 159ZM119 158L122 160L123 163H124V162H125V163L123 164ZM122 158H123V159H122ZM27 159H26V160L24 159L25 162L27 161ZM30 159H31V160H30ZM55 159H56L57 161H56ZM118 159H119V160H118ZM126 159H127V160H126ZM29 160H30V161H29ZM54 160H55L57 163L54 162ZM70 160H67V162H66L68 165H71V164H72V163L70 162ZM115 160H116V161H115ZM117 160H118V161H117ZM51 161H52V162H51ZM76 161H77V162H76ZM90 161H91V162H90ZM114 161H115V164L113 163ZM119 161H120V162H119ZM12 162H13V161L11 160V163H12ZM68 162L71 163V164H69ZM116 162H119V163H116ZM171 162H173V161H171ZM0 163H1V162H0ZM21 163H22V162H20V164H21ZM23 163H24V162H23ZM26 163H27V162H26ZM54 163H56L57 165H54ZM89 163H90V164H89ZM92 163H95V162H92ZM166 163H168V162H165V161H164V162L162 163V167H163V168L166 167V170H164V172L166 173L167 170H171V171H169V172L167 171V172H168V173H166V175L168 176V177H167V176L165 175V173L162 172V171H163V168H161V170H160V171L162 172L161 174L164 173V176L161 175V177H159V178L154 177V179H155V185H156V181H157V182H158L159 180L161 181V179H162L163 177H166V179L169 178V176L171 175V173H172V171H173V169H171V168H176V166L174 167V165H175L174 162H173V163H170V161H169L168 164H169V167H171L170 169L167 168L168 166H166V165H168V164H166ZM1 164H3V162H2ZM4 164H5V163H4ZM34 164H35L36 166H35ZM96 164H97V163H96ZM145 164H146V163H145ZM145 164H143V165H145ZM163 164H165V165H163ZM170 164H172V165L170 166ZM173 164H174V165H173ZM33 165H34V166H33ZM37 165H39V166H37ZM50 165H51V164H50ZM58 165L61 166V168H60V167L58 168V167H57ZM64 165H65V166H64ZM68 165H67V166H68ZM77 165L79 166V168H78V172L80 171V173H81V172L84 171L86 174L88 173V175H87V176H88V180H87L86 176H85V179H84V177H83V174L85 175V173H83V174L81 173L82 175H80V173H78L77 175H79L80 178L82 177V179H79V178L77 179V177H79V176L76 175V172H77V171H75V170L77 169V168H76ZM112 165H114V166H112ZM116 165H117V166H116ZM120 165H121V166H120ZM143 165H142V166H143ZM146 165H147V164H146ZM146 165H145V167H146L148 170L150 169V167H151V169H150L151 171H152V170H155V171L157 170V169H154V166L152 167V165H150V164H149L150 167H148L149 165H148V166H146ZM31 166H32V169H31ZM55 166H56V167H55ZM72 166H73V165H72ZM111 166H112V167H111ZM34 167H35V168H34ZM37 167H38V168H37ZM68 167L70 168L71 166H68ZM68 167H67V168H68ZM97 167H98V168H97ZM102 167H105V168L102 169ZM113 167H115V169H113ZM118 167H119V169H118ZM145 167H143V168L145 169ZM24 168H25V169H24ZM67 168H63V170H64V169L67 170ZM75 168H76V169H75ZM82 168H83V170H82ZM99 168L102 169V170H100ZM111 168H112L113 172H111V171H112ZM116 168H117L118 170H116ZM34 169H35V170H34ZM36 169H37V170H36ZM41 169H42V168H41ZM73 169H75V170H73ZM79 169H80V170H79ZM104 169H105V170H104ZM106 169H108L110 172H109L108 170H106ZM147 169H145V170L142 169L143 171L140 169V171L142 172V173H140V176H141L142 178H141L140 176L137 175L138 177L136 176L135 178H133L134 181L136 180L135 182L133 181V179L131 180V181H132L131 183H133V185L131 184V186H136V185H137V187H140V185H141L142 183L144 184V182H145V184H146L147 186H149V185L151 186V187L149 186V188H147V186H146V188H144L143 186H145V185H142V187H140V190H139L140 193L142 192V193H141L142 195H141L140 193H138L137 195H135L134 193H135V190H137V187H135L136 189H135V188L133 189L130 185L128 186V188L131 187V188H129V192H130L131 189H133V190H131L130 193H128V192L126 191V190H128L127 187H126V188H127L126 190L124 189L125 192H126L125 194L123 193V192H124L123 189H121L122 192H120V193H123V194H122L123 200L126 199V196H128V194H129V197H127L128 199H129V198H133L134 195H135V197L137 196L136 198H138L137 201H136V198H135V200L133 199L134 202L132 201V199H131V201H129L128 199H126L128 203H127V202H126V203H123V202H125V200H124V201L122 202L123 205L120 204V206H123V207H124V205L126 204L125 207L123 208V210H126V207H127V208L129 207V210H127V212H128V211H130V212L133 211V212H132V215L129 214L130 216H128V213H130V212H128V213L126 212V215H125V213L123 214V215H125V217H124V218H125V221H124V222H126V223L128 222L127 224L129 225V223H130L129 221H131V223H130V229H132V230L129 229V226H127L126 223H124L125 225L123 224V220H122V219H124V218L122 217L121 213L118 212V214H116V216H113V217H112V220H111V221L109 220L110 218L107 220V221H110L109 223L106 222V223L109 224V226H108L109 228L106 229V230H108V232H107L105 229H103L104 231L102 230V235H103V237H102V241H106V244L108 243L106 246H103V247H105V248H104V249L102 248V250H101V249H96V252H95V249H94V250H90L89 248H86V250L84 249V250H85V251H84L83 249L79 248L76 244H73V243H75V242H74V241H75V238H74L73 236H70L71 238H69V236H68V237H67V236L65 237V235H64L63 233H59V232H58V229H57V227H56V224H55L53 221H51V220H49V222H48V220H47L46 218H44V216H43V218H42V214H41L40 212H34V213H36V214H33V213H32V210L21 207L17 202L15 203L14 200H12L13 203H11V202H9V201H6V200H9V199H7V198H5V197H3V196H1V195H0V197H1V198H2V197L5 198V200H4L3 198H2V200H0V203H1V204H0V215H1V216H0V224H1V225H0V228L3 227L6 231H9V232H6L5 230H3V228H1V229H0V233L3 232V234L5 233V235L1 236L2 234H0V239L2 238L4 243H6V241H7L6 245H7L8 243H9V244L11 243V244H10V248H11V249H15V251L17 250V251H16V252H17V257H16V259H17V260L19 259V258H18L19 256L21 257V256H23L22 254H27V252H28V254L30 253V251L33 252V253H36L37 255L34 256L36 259H35L34 257H32V256H33V255H32L33 253H32V254H31V253L29 254L31 257H30L29 255H24L23 258H25V257L27 256V258H30L31 261H32V259H33L32 263L30 262L29 264H35L36 262H37L36 264H42V263L45 262V261H44L45 258H46V259H47V258H51L50 260H52V261H51L50 264H58V263H57L58 261H59V262H62V263H66V264H81V263H82V264H100V263H101V264H106L107 262H108L107 264H117V263L119 264L120 262H121L120 264H122V261H123L125 264H126V262H127V264H128V261H129V262L131 261L129 264H132V262H133V264H135V262H136V264H139L138 262H140V264H146L147 262H148V264H157L158 262H159V264H160V262H161V264H170V262H171V261H174V259L170 260L171 258H169V255H168L166 252H165V254L163 253L164 251L161 249V247H162L161 244H160V246H159V243L162 241L163 238H162V234H158V226H157V224H160V223H158V222H160V221H159V220H160V219H159V216H157V217H155V216L157 215L158 211H160V212L162 211V210H161L162 208H163V209H164V208H167V209H164V211H165V210L167 211V212L165 211V215H164V218H167V219H165V220H166V221H167V220L169 221V220L171 219V222H174V223H175V224H174V223L171 224L170 221H169V222L167 221V222L169 223V226H168V225H167L168 223L165 222V220L163 219V223H162V225H164V226L166 225V226L164 227V230H170V232H171L172 235H171V236L169 235V237H171V238H174L175 235H176V236H179V234H180L179 238L177 237V238H178V242H180V243L177 242L176 236H175L174 239H171V238H170L171 241H172V240H174V241L176 240V242H174L175 244H174V243L172 244V246H173L172 248H174V246H175V248H177L179 245H180L181 247H184V248H181V247L179 246L180 250H179L178 248H177V250H176V249H175V250L173 249V250H174L175 252H177V254H178V260H179V257H180L179 255H181V254L183 255V254H184V255L186 256V257L184 258V255H183V256L181 255L182 258L180 257V260H179V261H178V260L176 259V257H175L176 260H175L174 262H175L176 264H177V262H178V264H181V263H179V262H182V261H183L182 264H185V263H186V264H187V263H188V264H191L192 262L190 261V259H187V258H190L189 256H191V254H192L193 252H195L196 250L199 251V250L201 249V248H200V246H201L200 243H203L202 246H201L202 249H203L204 246H206V243L204 244V242H205V241H204V238L207 237L208 235H210L211 237H209V238L207 237V238H205V239H206V240H209L210 238L213 237L212 240L210 239L212 242L210 243V240H209L208 242H209L210 244H212V245L214 244V245L212 246V245H210V244L208 243V244H207V247L209 246V247H208L209 250H207V249H208L207 247H205V249H203V250H202V249L200 250V252L205 251V252H204L205 255L203 254L204 257L201 256L202 253H200V252H198V251H197L196 254L194 253V259H195V257L198 258V259L196 258V261L194 260V262H196L195 264H197L198 262H199L198 264H201V263H202V262H201V259H203V258L205 259V261H204V260H202V261H204L206 264H221V263H222V259H219V258L221 257L220 254H221V253H222V255L224 254V251H223V250H224V246H225V245H230V244L233 245V242H234V241H233L234 235H235V239H236V235H237V237H239L238 235H241V234L244 235L245 233H246L245 235H250L249 237H251V235L255 234V228H256V232H257V236H258V237L261 235V233H262V235H264V230H263L264 227H262V223H263L262 221H264V213H263V215H262V216H263V217H262L263 219L260 218L262 221H261L260 219H256V220H257L256 223H258L259 220H260V222H262V223H261V224H255V225H254L253 222L256 221V220H255L256 217L253 218L254 215H255V214H254L255 212H254L253 204H251V200H253L254 198H252L251 196L249 197V199H250V200H249V199L244 198V196L242 195V199L244 200V201L241 200V201H242V205L245 206V207L247 206V209H245V208H243V209L240 208V209H242V210H240V209L236 210L235 213L238 212V214H240V215H237V214H235L233 211H231V207H230V208H226L227 206L229 207V202L227 201V199H226V200L224 199V198H225V197H224V194L227 196V193H225L226 190H224V189L221 190V189H222V187H221L222 184L220 183L221 181L219 182L221 185H220L218 182H215V186H216V187H214L213 184H212V185L210 184L211 186H213V189H215V191L209 186V187H210V188H209L210 192L214 191V192L216 193V194H215L214 192H212V194H215V196H213V195L209 192V190H207V192H208V194L211 195V197L213 196V197H215V198H217L218 195L220 196L221 194H223V195H222L223 197L220 196L222 200H220V197H218V199H216V200H217V201H216V200L213 199V197H212V200H213V204H212V206H213V207H212L211 205H209V206H211V207H210V210H211V208H212V212H211V213H210L209 210L205 209V207H206V206H205V207H203L202 209L200 208L201 211L199 210L202 214L199 213V211H198V212L196 211V213H193V214H192L193 210H194V212H195V209L197 210V209H199V208L194 207V209H191V207H193V206H191V205H187V206H189L188 208H187V206H185L187 203H186V200L183 201V199L188 195L189 192L187 193V195L184 194V195H185V196L183 195L184 197L181 196V195L183 194V193H181V191H182V189H183V185H184L183 180H187V179H185L186 177H185L184 179L182 178L183 180L180 179L182 183L178 181L177 186H178L179 184H182V185H180V187H179V186H178V187L175 186L174 189L169 188L170 186L172 187V184L170 185V184L168 183L170 186L167 185V184H166V183H167V182H166V179L164 180V178H163V181H164V182H163V181H161V182H162V183H165V185L162 184L161 182H159V183H157V184H159V185H156L157 188H155L154 186H152V184H154V183H153L154 180L152 181V177H153V176H156L157 174L155 175V172H154V171H152V172L150 171V173H149ZM26 170H27V171H26ZM81 170H82V171H81ZM25 171H26V172H25ZM64 171H65V170H64ZM73 171H74V173H72ZM103 171H107V172L104 173ZM20 172H21V173H20ZM28 172H30L31 175L34 174V176L29 175L30 173H28ZM108 172H109V173H108ZM146 172H148V174H150L151 176L149 175V176H150V177H149L148 174H147ZM153 172H154V173H153ZM156 172H157V171H156ZM170 172H171V173H170ZM27 173H28V174H27ZM61 173H62V172H61ZM63 173H64V172H63ZM152 173H153V174H152ZM169 173H170V174H169ZM22 174H24L25 176H26V174H27L28 177H27V176L25 177V176L22 175ZM89 174H90L91 176H93V175H95V174H96V175H99V176H96V175H95V176H96V178L99 177L98 180H99V179H100V180H99V181H96V180H97V179H96V180L94 181V183H92L93 178L95 179V177H94V176L91 177ZM110 174H111V175H110ZM114 174H116V175H114ZM142 174H143V176H142ZM168 174H169V175H168ZM36 175H37V176H36ZM46 175H47V176H46ZM57 175H59L58 178H57ZM69 175L67 176L68 178L70 177ZM75 175H76V176H75ZM112 175H113V176H112ZM21 176H23L22 178H23L25 181L21 178ZM35 176L37 177V180H38V179H41V180L43 181V182H42V181L40 180V182H41L42 184H40V183H39V180L37 181L35 178H34V180H33V177H35ZM52 176H53V177H52ZM54 176H56V180L58 179L57 181H58L59 185H58V183H57L55 180H53V178H55ZM60 176H61V177H60ZM89 176H90V177H89ZM111 176H112V177H111ZM16 177H17V178H16ZM18 177H19V178H18ZM31 177H32V179H31ZM42 177H43V178H42ZM45 177H46V179H47V177H48V179H49V178H52V181H51V179H49V181H48V180H45ZM59 177H60V178H59ZM75 177H76V179H75ZM104 177H105V178H104ZM144 177H145V178H144ZM26 178H28V179H26ZM29 178H30V179H29ZM73 178H74V179H73ZM89 178H91V180H89ZM102 178H103V179H102ZM108 178H111V179H108ZM137 178H140L141 181L144 180V179H146V178H147V179L144 180V181H142V183L140 184V183L137 182V181H140V180L137 179ZM160 178H161V179H160ZM20 179H21V180H20ZM149 179H150V180H149ZM158 179H159V180H158ZM15 180H16V181H15ZM28 180H29V181H28ZM78 180H79L80 182H79ZM82 180H84V181H83V185H82V183H81ZM169 180H170V179H167V181H169ZM21 181H23V182H21ZM31 181H32V182H31ZM46 181H47L48 183L51 182V185H53V187H56V191L53 192L54 194H53V193L50 194V196H49L50 198L48 197V199H47V194L49 193L50 190H49V189H48L49 191L46 190V185H47ZM53 181L56 182V183H54ZM86 181H88V182H86ZM209 181H210V179L208 178V182H209ZM25 182H26V183H25ZM78 182H79V184H78ZM84 182H85V184H84ZM89 182H91V185H88L89 187H88V186L85 187V185H87ZM99 182H100V183H99ZM136 182H137V183H136ZM149 182H151L152 184L150 183V184L148 185ZM211 182L213 183L214 181H211ZM29 183H30V184H29ZM24 184H23L22 186H25ZM28 184H29V185H28ZM39 184H40V185H39ZM76 184L73 183L71 186H70V185H69V186H68V185L65 186V188H66V187H69V188H66V189L63 188V189L65 190V193H66V192H72V191H75V190H79V189H80V186H79V188H78V187H76V186H77ZM89 184H90V183H89ZM99 184H101V186H100ZM139 184H140V185H139ZM191 184L193 185L192 182H191ZM191 184H190V185H191ZM37 185H39L40 187L37 186ZM44 185H45V186H44ZM54 185H55V186H54ZM92 185H93V187H92ZM95 185H96L98 188H97ZM162 185H164L165 188H164V186H162ZM217 185H218V186H217ZM42 186H43V187H42ZM72 186H74L75 188L72 187ZM99 186H100V187H99ZM181 186H182V187H181ZM63 187H64V186H63ZM70 187L73 188V190H72ZM94 187H95V188H94ZM152 187H153V189H155V190H153V191H156V192H152V190H149V189H152ZM160 187H161V188L163 187V188L161 189ZM167 187H168V189H167ZM176 187H177V188H176ZM192 187H193V186H192ZM205 187H206V186H205ZM217 187H218L219 189H218ZM24 188H25V187H24ZM44 188H45V189H44ZM85 188H86V189H85ZM90 188H91V189H90ZM142 188H143L144 190H145V189L147 190V191H145V193L148 192V195H146V196H149V194H150L149 198H147L148 200H146V201H149L148 203H147L145 200H144L145 202L142 201L144 197H145V199H146V196H144L145 194H144V191H142V190H143ZM159 188H160V190H163V189L165 190V189H166V190H168V192H169V190H171L170 193H166V190L163 191V192L166 193V196H167V194H170V196H171V194H173V190L178 189V188H179V189L176 190V191H179V192H176V193H177V194H176L175 191H174V195L176 194V195L174 196L175 198H174L173 195H172L171 197H173V198L170 197V199H172V200H169V199L167 198L168 196H167L165 199L162 198V197H165V196H164L165 193H162L161 191L158 193ZM181 188H182V189H181ZM35 189H38V190L35 191ZM61 189H60V190H61ZM70 189H71V191H70ZM74 189H75V190H74ZM89 189H90V190H89ZM141 189H142V190H141ZM207 189H208V188H207ZM216 189H217V192H216ZM33 190H34L35 192H34ZM41 190H42L43 192H44V190H45V193H46V194H45V195H41V194H44V193H41V192H42ZM66 190H67V191H66ZM148 190L151 191L152 193H149ZM218 190L220 191V193H218ZM38 191H39V192H38ZM40 191H41V192H40ZM132 191L134 192L133 195L131 194ZM188 191H192V190L190 189V190H188ZM223 191H224V192H223ZM37 192H38V193H37ZM137 192H138V191H137ZM182 192H183V191H182ZM186 192H187V191H185V193H186ZM207 192H206V195L209 196V195L207 194ZM222 192H223V193H222ZM34 193H35V194H34ZM179 193H181V195H179ZM36 194H37V196H36ZM126 194H127V195H126ZM143 194H144V195H143ZM146 194H147V193H146ZM152 194H153V197H152ZM156 194L158 195V197H157ZM159 194H161L162 197H160ZM56 195H57V196H56ZM125 195H126V196H125ZM138 195H139V197H142V199H141V198L139 199ZM140 195H141V196H140ZM155 195H156V198H155ZM178 195H179V198L176 197V196H178ZM35 196H36V197H35ZM40 196H41V197H42V196H43V197L45 196L44 198L47 199V200L43 199V197L41 198ZM55 196H56V197H55ZM131 196H132V197H131ZM180 196H181V197H180ZM37 197H38V198H37ZM39 197H40L42 200H40ZM124 197H125V198H124ZM209 197H210V196H209ZM211 197H210V198H211ZM1 198H0V199H1ZM150 198H151V200H155V199H156V200L153 202V201H150ZM153 198H154V199H153ZM161 198H162V199H161ZM226 198H227V197H226ZM158 199H160V200L158 201ZM163 199H164V200H163ZM166 199H168V200H167L168 203H169V201L171 202V201H173L174 199H175L176 202H173V203H174L173 206H172L173 203H171V205H170V203H169V207H168V206H165V205H164L165 203H166V205H168V203L166 202ZM185 199H186V198H185ZM3 200H4V201H3ZM38 200H39L40 202H39ZM43 200H44V201H43ZM48 200H50V201L48 202ZM162 200H163V201H162ZM180 200H182L183 202H182V201L180 202ZM214 200L216 201V203L214 202ZM223 200H225V201H223ZM161 201H162V202H161ZM220 201H221V202H220ZM222 201H223V202H222ZM233 201H234V200H233ZM50 202H52L53 204L50 203ZM130 202H133V203H132V204H129ZM152 202H153L154 204H156V206L153 205ZM160 202H161L162 205L159 204ZM226 202H228V204H227ZM243 202H244V203H243ZM5 203H7V204H8V203H9V204L11 203V204H13V205H11V204L9 205V204H8V205L10 206V208H9V206L7 207V204L5 205ZM14 203H15V204H14ZM135 203H137V204L135 205ZM145 203H146L147 205H146ZM149 203H150V204L152 203V205H150ZM163 203H164V204H163ZM176 203H177V204H178V203H182V204L179 206V205H177ZM183 203H186V204H183ZM218 203H219L220 205H223V207L220 206ZM224 203H225V204H224ZM236 203H237V202H236ZM48 204H50L51 206L48 205ZM127 204H128V205H127ZM141 204H143L144 206H143V205L141 206ZM214 204H215V205H214ZM216 204H217L220 208L217 206V209H216V208H215V207H216ZM3 205H4V206H3ZM16 205H17V208H15ZM47 205H48V206H47ZM129 205H130V206H129ZM134 205H135V207H134ZM137 205H138V206H137ZM148 205H150V206H148ZM182 205H184L185 207L182 206ZM224 205H225V206L227 205V206L225 207ZM248 205H249V206H248ZM11 206H14V207L11 208ZM131 206H132V207H131ZM139 206H140L141 208H143V207L145 208L146 206L149 207V208H150V210H149L150 212L148 211L149 214H151V212L153 213V211H154L153 215H154L155 218H153L152 215H149V214H147V213L142 212L143 210H142L141 208H140V209H141V210H140V209H139ZM151 206H154V207H155V208H154L155 210H154ZM157 206L160 207V210H159V208H158ZM174 206H176L177 208H180V207L182 206L181 210H182V209L184 210L185 208H186V209H190V210H188L187 213H186V211L184 212V211L182 210L183 213H184L186 216H189V217H188L189 219L192 217V216L190 217V215H189L190 213H191L193 216H194V214H195V215H198V213H199V214H200V215H199L200 217H199V216H195L194 218H193V217L191 218V219L194 221V219L197 217L198 220H196V219H197V218H196L195 221H198V223L195 222V221L193 222V221L191 220V221L193 222V223H192L187 217L184 219V217H185L184 214L182 215V216H184V217L181 216L182 218H179V217L177 216V217L179 218V219H178L176 216H174V215H176V214H175V209H173L174 212L171 211L174 215H171V216H170L171 213H170L169 211H170L172 208H174ZM209 206H208V207H209ZM214 206H215V207H214ZM3 207H5V208H7V209H5V208H3ZM18 207H19V208L21 207L22 209H19ZM130 207H131V208L134 207L133 210H132ZM137 207H138V208H137ZM147 207H146V208H147ZM176 207H175V208H176ZM183 207H184V208H183ZM224 207H225L226 210L224 209ZM8 208H9V209H8ZM136 208L138 209V211L140 212V214H138L139 212H137V213L135 212V214L133 215L134 210H135V211L137 210ZM144 208H143V209H144ZM149 208H148V209H149ZM177 208H176V211H177V212L180 211V213L182 214V211H181L180 209L177 210ZM206 208H207V207H206ZM214 208H215V209H214ZM221 208H223V209H221ZM248 208L253 212V214H254L253 217H252V213L248 210ZM12 209H13V210H12ZM17 209H18V211H17ZM148 209H146V210H148ZM151 209H153V211H152ZM157 209H158V210H157ZM168 209H169V210H168ZM186 209H185V210H186ZM228 209H230V211H229ZM262 209H263V208H262ZM23 210H25V211H23ZM27 210H28V211H27ZM29 210H30L31 212H29ZM55 210H53V211H55ZM131 210H132V211H131ZM146 210L144 209V211H146ZM202 210H203V211L206 210V211L204 212L205 214H203V211H202ZM213 210H214V211H213ZM215 210H217L218 212L215 211ZM245 210H247V212L249 211V212H248V213H249V214H248V217L250 216V217L253 218V219H251V218H248V219H247V216H246V215H247V212H245ZM9 211H10V212H9ZM156 211H157V212H156ZM191 211H192V212H191ZM226 211L233 212L232 214H233V215L235 214V217H234L232 214H230L229 212H226ZM242 211H243V212H242ZM263 211H264V210H263ZM5 212H6V213H5ZM55 212H56V211H55ZM168 212H169V214H168ZM215 212L218 213V214H215V215H214ZM223 212H224V213H223ZM239 212H240V213H239ZM141 213H142V214H141ZM143 213H144V214H147L148 217L150 216V219L153 218V219H154V221H153V219H152V222H153V223H152V222H151V223H148V222H146V221H145L146 223H143V222H144L143 219H142V220L140 219V221H139V218H142V217H140V216L143 215ZM188 213H189V214H188ZM206 213H208L207 216H206ZM222 213H223L224 215H223ZM241 213H244V215L241 214ZM18 214H19V215H18ZM30 214H31V215H30ZM119 214H120V215H119ZM136 214H137L138 216L132 218L133 220H135V221H133V220L131 219V217H132V216H135ZM158 214L160 215V213H158ZM167 214H168V215H167ZM210 214H211L212 216H211ZM220 214H221V215H220ZM226 214H227V215H226ZM228 214H230V216H232V217L228 216ZM250 214H251V215H250ZM7 215H8V216H7ZM28 215H30V218H29ZM33 215H34V216H37V219H38V220L35 219L36 217H34ZM139 215H140V216H139ZM201 215H202V218H203V219H201V222H202L203 220H205L206 223H205L204 221L202 222V224H201V222L199 223V221H200L199 218H201ZM218 215H220L221 217H219ZM222 215H223V216H222ZM225 215H226V216H225ZM241 215H243V216H241ZM26 216H27V217H26ZM32 216H33L34 218H31ZM126 216L129 217L131 220H130L129 218H128V220H126V219H127ZM165 216H167V217H165ZM168 216H170V217H168ZM173 216L176 218V219H174L176 222L172 219V218H174ZM210 216L212 217V221H211L210 223H207L208 221H206V220H208V218L211 220V217H210ZM215 216L220 218V219H219V218H216L219 222L221 221V223H219V224H220L219 227H218V223H217L218 221L215 219ZM236 216H237V217H236ZM238 216H240V219H238ZM244 216H245V217H244ZM255 216H256V215H255ZM6 217H7V219H6ZM25 217H26V218H25ZM114 217H116V218H114ZM117 217H119V220L117 219ZM171 217H172V218H171ZM213 217H214V218H213ZM223 217H227V220L230 221L229 223H231V221L234 222V223H231V224H230V227H228V226H229L228 221L226 222V221H225L226 219L224 218V222H223ZM228 217L230 218V220L228 219ZM243 217H244V218H243ZM156 218L159 219V220H157ZM168 218H169V219H168ZM221 218H222V219H221ZM231 218H233V219H231ZM241 218H243L244 221H242L243 219H241ZM245 218H246V220H247L248 222L245 220ZM34 219H35V220H34ZM113 219H115V220L117 221V223H116V221H114ZM136 219H137V220H136ZM182 219H183V221H186V223H188V225L190 224L189 229H188L187 224L184 225L185 222L182 223V222H183ZM187 219H188V220H187ZM213 219H215V220L213 221ZM234 219H235V220H234ZM27 220H28V221H27ZM43 220H44V221H43ZM121 220H122V222H121ZM178 220H179V221H178ZM180 220H181L182 222H181ZM233 220H234V221H233ZM236 220H238V221H236ZM239 220H240V223L242 222V223L244 224L245 221H246L248 224L245 223V226H243V224L241 223V224H242V227L239 228V226H241V224H240V225L238 224L239 226L237 225V223H239ZM250 220H252V221H250ZM2 221H3V222H2ZM38 221H40V222L38 223ZM41 221L44 222V225H43V223H41ZM45 221H46V222H45ZM50 221H51V222H50ZM112 221H113L114 224L112 223ZM137 221H139V222L141 223V224H138V226H136L137 223H139V222H137ZM141 221H143V222H141ZM148 221H149V220H148ZM150 221H151V220H150ZM157 221H158V222H157ZM177 221H178L179 223H178ZM187 221H189V222H187ZM25 222H26V223H25ZM47 222H48V223H47ZM132 222H133V223L135 222L134 224H136V225H134ZM154 222H155V223H154ZM164 222L167 223V224H165ZM214 222H215V223H214ZM249 222H250V224H252V223H253V224H252L251 226H249ZM260 222H259V223H260ZM27 223H28V224H27ZM46 223H47V224H46ZM110 223H112L113 226H112ZM118 223H119L120 225L117 226ZM121 223H122V224H121ZM177 223L180 224L181 227H182V224H183V228H184V229H183V228H182V229L184 230V232H183L182 230L180 231L181 227L178 228V227H177V226H178ZM195 223H196V224H195ZM211 223H212V227H209V228H208L207 226H211V225H208V224H211ZM216 223H217V224H216ZM225 223H226L227 225H226ZM235 223H236V224H235ZM8 224H9V225H8ZM25 224H26V226H25ZM45 224H46V226H45ZM131 224H132V225H131ZM143 224H145V225H143ZM146 224L149 225L148 228H147ZM170 224H171V226L177 225L176 228H178V232H179V231H180V232H179V233H178V232H175V231H176V229L174 228L175 226L172 227L173 230L171 231L172 228L170 227ZM173 224H174V225H173ZM191 224H192V225H191ZM194 224H195V225H194ZM197 224H199V225H200V224H201V225L206 224L207 226H206V225H205V226H206L207 228L205 229V228H204L205 226H204V227H203V226L201 227V226H199V225H198L199 228H197ZM221 224H224V225H221ZM263 224H264V223H263ZM47 225H48V226H47ZM110 225H111V226H110ZM121 225H122V227H119V226H121ZM140 225H142V226L140 227ZM155 225H156L157 227H156ZM213 225H214V226L216 225L215 227H216V228L218 227V228H217V229L213 228V227H214ZM225 225H226V226H225ZM231 225H236V227H235V226H231ZM247 225H248L249 227H248ZM6 226H7V227H6ZM29 226H30V227H29ZM39 226H42V227L40 228ZM123 226H125V227H123ZM132 226H134V227H133L134 229L131 228ZM144 226L146 227V230H147V231L145 230V227H144ZM153 226H154V227H153ZM186 226H187V228H185ZM194 226H195V227H194ZM223 226H224V227H223ZM237 226H238V228H239V231H242L243 233H242V232L239 233ZM254 226H256V227H254ZM27 227H28V228H27ZM48 227H49V228H48ZM112 227H113V228H112ZM118 227H119V229H118ZM138 227H139V228H138ZM142 227H144L143 230H145V232H144L143 230H141ZM155 227H156V228H155ZM167 227H168V228H167ZM191 227H192V228H191ZM220 227H222V230H223V228H224V230H225V228L227 227V228H228V231H231L232 228L235 227V228H234V232H235V234L232 233L233 230H232V232H231V234H230V237H231V235H232V237H231V238H232L231 241L228 240V239H226V238H225V240H224V237H222V235L224 236V234L221 235V233H224V230H223V232H222V230H221ZM245 227H247V228L245 229ZM251 227H252V229H254V232H253V230L250 229ZM253 227H254V228H253ZM257 227H262L263 229L261 230V228H260V230H259V228H257ZM116 228H117V229H116ZM120 228H122V230H121ZM123 228H124V229H123ZM125 228H126V230H125ZM127 228H128V230H129L128 232H127ZM135 228L138 229V230L140 229L138 234H137V232H135ZM152 228H153V229H152ZM165 228H166V229H165ZM193 228L195 229V231H197L198 229L203 228V229L199 230L200 232H199L198 238L202 237L201 239H203L202 242H201V240L199 239V240H200V243H199V244L196 243V242H192L193 240L190 239L189 235H187L188 233H189V234L191 233L190 231H191ZM211 228H213V229H215V230H217V231H216V232H215V231L212 232L213 229H211ZM227 228H226L225 231H227ZM230 228H231V229H230ZM242 228H244L245 230H242ZM11 229H12V230H11ZM25 229H26V230H25ZM30 229H31V230H30ZM111 229L113 230V232H114L115 234H114L113 232H111V231H112ZM114 229H115V230H114ZM149 229H150V230H149ZM151 229H152V230H151ZM185 229H186V230H185ZM190 229H191V230H190ZM204 229H205V230H204ZM257 229H258L261 233H260ZM34 230H35V231H34ZM123 230H124V231H123ZM138 230H136V231H138ZM156 230H157V232H156ZM187 230H188L189 232H188ZM203 230H204V232H206V234L209 233V232H207L208 230H210V231L212 230V231H211L212 233L206 235L205 233H202V232H201V231H203ZM220 230H221V231H220ZM235 230H237V233H238V234H236V231H235ZM246 230H247V231L250 230L249 233L252 231V234H251V233L249 234ZM117 231H118V232L121 231V233H118ZM131 231H132V232H131ZM141 231H143V232H141ZM245 231H246V232H245ZM262 231H263V232H262ZM43 232H44V234H43ZM130 232H131V234H130ZM150 232H151V233H150ZM172 232H173V233H172ZM181 232H182V233H181ZM186 232H187V234H186ZM217 232H218L219 235H217ZM258 232H259V235H258ZM8 233H9V234L11 233V234H10V238H9V236H8ZM33 233H34V234H33ZM41 233H42V234H41ZM107 233H108V234H107ZM116 233H118L119 235L121 234V235L119 236V235L116 234ZM126 233H128V234H126ZM132 233H133V234H132ZM134 233H136L137 236H136ZM141 233H143V234H141ZM144 233H145V234H144ZM148 233H149V235H146V234H148ZM174 233H175V234H174ZM177 233H178V235H177ZM193 233H194V232H193ZM197 233H198V232H197ZM201 233H202L204 236H203V235L200 236ZM32 234H33V235H32ZM106 234L109 236L108 239L106 238V237H107ZM125 234H126L127 236H125ZM169 234H170V233H169ZM184 234L187 235L186 238H185L186 235L184 236ZM212 234H213V235H212ZM214 234H215V235H214ZM31 235H32L33 237H32ZM41 235H42V236H41ZM62 235H63L64 237H63ZM134 235H135V236H134ZM143 235H144V236L146 235L147 237H148V236H149V237H148V238H147V237L144 238ZM156 235H159V236H158V237H155ZM205 235H206V236H205ZM243 235H241V236L243 237ZM245 235H244V236H245ZM255 235H256V234H255ZM50 236H51V237H50ZM112 236H113V237H112ZM133 236H134V237H133ZM140 236L143 237V238H140V239H139ZM153 236H154V237H153ZM172 236H173V237H172ZM182 236H183L184 238H183ZM217 236H218L219 238H218ZM220 236H221V237H220ZM257 236H254V235H253L252 237H253V238H258ZM3 237H4V238H3ZM6 237H7V238H6ZM11 237H14V240H13V241H14V242L17 241V242L14 243L12 240H10ZM29 237H30V238H29ZM40 237H41V238H40ZM62 237H63V239H62ZM104 237H105V240H104ZM115 237H116L117 239H116ZM122 237H123V238H122ZM131 237H132V238H131ZM151 237H152V239H151ZM242 237H239L240 239H237L238 242H239L241 239H243ZM252 237H251V238H252ZM8 238H9V239H8ZM15 238H16L17 240H16ZM18 238H19L20 240H19ZM23 238H24V240H23ZM44 238H45V239H44ZM49 238H50V239H49ZM67 238H68V239H67ZM125 238H127V240H126ZM130 238H131L132 241L130 240ZM133 238H134V239H133ZM156 238H157L159 241H158ZM214 238H215V239H214ZM217 238H218V239L221 238V239L218 240ZM4 239H5L6 241H5ZM30 239H31V240H30ZM42 239H43V240H42ZM56 239H57V241H56ZM58 239L60 240V242H58V241H59ZM64 239H65V240L67 239V240L65 241ZM71 239H73V242H72ZM109 239H110V240H109ZM118 239H119V240H118ZM120 239H121V241H120ZM135 239H136V241H135ZM143 239H144L145 241H144ZM150 239H151V240H150ZM180 239H183V240L180 241ZM184 239H185V240H184ZM213 239H214V240H213ZM8 240H10L11 242H9ZM18 240H19V243L22 241V242L25 244V246H24V244H23L22 242L19 244V243H18ZM50 240H51V241H50ZM122 240H123V241H122ZM129 240L131 241V243L129 242ZM187 240H191V243H192L193 245L190 244V241H189V243H188ZM215 240H216L215 243H217V240H218L217 246L215 245V243H213ZM227 240H228V241H227ZM25 241H26V242H25ZM45 241H46V242H45ZM48 241H49V243H48ZM70 241H71V242H70ZM118 241H119V242H118ZM124 241H125V242H124ZM127 241H128V242H127ZM137 241H138V242H137ZM140 241H141V242H140ZM143 241H144V242H143ZM147 241H148V243L150 242V243H149L150 245L147 243ZM220 241H223V242H222V243L224 244L223 246H222V243H221ZM226 241H227V242H226ZM229 241H230V242H229ZM232 241H233V242H232ZM12 242L14 243V245L12 244ZM27 242H28V243H27ZM52 242H53V243H52ZM67 242L69 243V245L67 244ZM133 242H134V243H133ZM139 242H140V243H139ZM142 242H143L144 245L141 244ZM155 242H156V243H155ZM181 242H183V243H181ZM231 242H232V243H231ZM26 243H27V244H30V245H27ZM57 243H58V244H57ZM70 243H71V244H70ZM109 243H110L111 245H110ZM123 243H124V244L127 243L129 246H128L127 244H125L126 246H124ZM132 243L135 244L133 248L131 247V246L133 245ZM137 243H138V244H137ZM154 243H155V244H154ZM227 243H228V244H227ZM234 243H235L234 245L238 246V245H237L238 243L236 244V240H235ZM9 244H8V245H9ZM48 244H49V245H48ZM72 244H73L74 246H73ZM121 244H122V245H121ZM139 244H140L141 246H140ZM147 244H148L149 246H148ZM152 244L155 245L154 248L152 247V246H153ZM157 244H158V246H156ZM177 244H179V245H177ZM218 244H219L220 246H222L223 248H221ZM8 245H7V246H8ZM15 245H22L21 247H20V246H19V247H20L21 249H23V250L25 249V251H23L24 253H22L21 249H20L18 246H17V247L19 248V250H18L17 247L14 248ZM26 245H27V246H26ZM50 245H51V246H50ZM53 245H54V246H53ZM57 245H58V246H57ZM70 245H72V246H70ZM112 245H113V247H112ZM137 245H138V248H137ZM176 245H177V247H176ZM185 245H187L188 247H186ZM191 245H192V246H191ZM195 245H196V247H193V246H195ZM23 246H24V247H23ZM55 246H56V247H55ZM59 246H60V247H59ZM63 246H64V247L66 246V247L64 248ZM114 246H115V247H114ZM150 246H151V247H150ZM189 246H190V247H189ZM239 246H240V242H239ZM27 247H28V248H27ZM61 247H62V248H61ZM111 247H112V248H111ZM116 247H119V248H116ZM120 247H121V248H120ZM129 247H131V248H129ZM146 247H147V250L149 249V251H147V250L145 249ZM155 247H157V248H155ZM159 247H160V248H159ZM191 247H192L193 249H192ZM210 247H211V248H210ZM218 247H219V248H218ZM108 248L111 249V250H108ZM114 248H115V249H114ZM122 248H123V249H122ZM127 248H129V249H127ZM134 248H137V249H134ZM215 248H217V249H215ZM220 248H221V249H220ZM30 249H31V250H30ZM87 249H89V250L87 251ZM113 249H114V250H113ZM116 249H117V250H116ZM119 249H121V251H122V252H121L122 254L120 253V255H119L118 252H116V251H118ZM124 249H125L126 251H124ZM132 249H133V250H132ZM140 249H141V250H140ZM150 249H151L152 251H150ZM156 249H157L158 251H157ZM183 249H184V250H183ZM187 249H190V251H188ZM28 250H29V251H28ZM59 250H61V254H59V253H60ZM106 250H108V251L106 252ZM115 250H116V251H115ZM134 250H135V251L137 250L138 252H140V251H142V252L145 251V252H143V254H142L141 252H140V253H137V251L135 252ZM139 250H140V251H139ZM159 250H161V252H162V253L160 252V255H159L160 257H159V256H156V254H157V252H159ZM192 250H193V251H192ZM211 250H213V251L211 252ZM215 250H216V251H215ZM20 251H21V252H20ZM67 251H68V252H67ZM69 251H70V252H69ZM82 251H83V252H82ZM89 251H90V252H89ZM91 251H92V252H91ZM99 251H100V254H95V253H97V252L99 253ZM110 251H111V252H110ZM113 251L115 252L114 255H113V253H114ZM128 251H129V252H128ZM133 251H134L135 253H137L138 255L141 254V258H139L140 256H138L137 254L135 255V253H134ZM146 251H147L148 253H147ZM154 251H155V252H154ZM183 251H184V253H183ZM186 251H188V252H186ZM207 251H208V252H207ZM214 251H215V252H214ZM72 252H73V253H72ZM108 252H110V253H108ZM112 252H113V253H112ZM178 252H179V253H178ZM189 252H192V253H189ZM209 252H211V254L214 252V254L212 255L214 258H213L212 256H210V259L208 258V256H209L208 254H210ZM216 252H217V255H219L218 257H215V256H217V255L215 254ZM62 253L64 254V257H63V255H62ZM83 253H84V254H83ZM87 253H88V254H87ZM90 253H92V255H91ZM102 253H103V254H102ZM111 253H112V254H111ZM116 253H117V254H116ZM126 253H127V254H126ZM128 253H130V254H128ZM145 253H146V254H145ZM149 253H150V255H149ZM155 253H156V254H155ZM186 253H189L190 255L188 254V255H189V256H188ZM198 253H200V254H198ZM219 253H220V254H219ZM67 254H68V255H67ZM80 254L83 255V256H81ZM93 254H94V255H93ZM107 254H109V255H107ZM123 254H125V255H123ZM175 254H176V253H175ZM177 254H176V256H177ZM206 254H207V255H206ZM211 254H210V255H211ZM87 255H88L89 257H88ZM110 255H111V256H110ZM122 255H123V256H122ZM128 255H130L131 258H130V256H129V258H127V260L124 261V259H125ZM143 255H144V256H143ZM147 255H148V256H147ZM214 255H215V256H214ZM36 256H37V257H36ZM74 256H75V257H74ZM76 256H78V257L80 256V257H82V258H78V257H76ZM119 256H120V257H119ZM121 256H122V257H121ZM124 256H125V257H124ZM134 256H135V257H134ZM150 256H151V257H150ZM166 256H168V257L166 258ZM198 256H199V257L201 256V258L199 259ZM66 257L69 258L68 261H67V258H66ZM73 257L75 258V260H76V258L79 259V261L76 260V262H75V261L73 262V260H72V259H74ZM86 257H87V258H86ZM133 257H134V258H133ZM145 257H147L148 259L145 258ZM206 257H207V258H206ZM70 258H71V259H70ZM98 258H99V259H98ZM115 258H116V259H115ZM122 258H123V260H122ZM136 258H137V259H136ZM143 258L145 259V261H143V260H144ZM150 258H152V259L149 260ZM168 258H169V261H170V262H168ZM65 259H66V260H65ZM83 259H84V260H83ZM117 259H118V261H117ZM128 259H129V260H128ZM130 259H131V260H130ZM134 259H135V260H134ZM158 259H159V260H158ZM160 259H162V260H160ZM184 259H185V260H184ZM206 259H209V260H206ZM69 260H71L72 262L69 261ZM132 260H133V261H132ZM137 260H139V261L137 262ZM157 260H158V261H157ZM187 260H189V261H187ZM211 260H212V262H211ZM218 260H219V261H218ZM18 261H19V262H22V261H23L22 263L24 264V263H26L27 259H22V258H20ZM24 261H25V262H24ZM83 261L86 262V263H84ZM94 261H95V262H94ZM103 261H104V262H103ZM106 261H107V262H106ZM111 261H112V262H111ZM114 261H115V263H114ZM146 261H147V262H146ZM149 261H150V262H149ZM152 261H153V262H152ZM154 261H155V262H154ZM176 261H177V262H176ZM184 261H185V263H184ZM197 261H198V262H197ZM77 262H78V263H77ZM80 262H81V263H80ZM93 262H94V263H93ZM151 262H152V263H151ZM156 262H157V263H156ZM190 262H191V263H190ZM200 262H201V263H200ZM204 262H203L202 264H205ZM214 262H215V263H214ZM22 263H21V264H22ZM124 263H123V264H124Z\"/></svg>","mask_w":264,"mask_h":264}]
</instances>
